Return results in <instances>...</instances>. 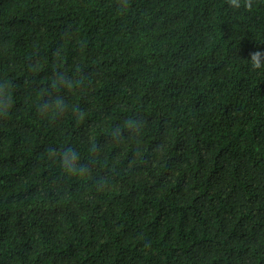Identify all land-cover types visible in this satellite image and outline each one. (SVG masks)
Masks as SVG:
<instances>
[{
    "label": "trees",
    "instance_id": "1",
    "mask_svg": "<svg viewBox=\"0 0 264 264\" xmlns=\"http://www.w3.org/2000/svg\"><path fill=\"white\" fill-rule=\"evenodd\" d=\"M257 50L264 0H0V264H264Z\"/></svg>",
    "mask_w": 264,
    "mask_h": 264
},
{
    "label": "clouds",
    "instance_id": "2",
    "mask_svg": "<svg viewBox=\"0 0 264 264\" xmlns=\"http://www.w3.org/2000/svg\"><path fill=\"white\" fill-rule=\"evenodd\" d=\"M228 3L231 7L239 9L241 7L251 8V0H228ZM250 59L254 69H259L264 64V52L259 50L253 51L250 54ZM63 86L62 81L57 79L53 81V87ZM11 107V96L10 94H5L3 98H0V116H7L8 110ZM64 108V103L61 99L57 98L51 101H45L38 107V111L41 115H48L49 113L56 114L62 111ZM126 125L131 127L133 126L132 122H126ZM56 151V150H54ZM78 161V156L76 153L70 149H64L61 154V164L65 168V171L69 175H84L85 169L78 167L75 163Z\"/></svg>",
    "mask_w": 264,
    "mask_h": 264
}]
</instances>
